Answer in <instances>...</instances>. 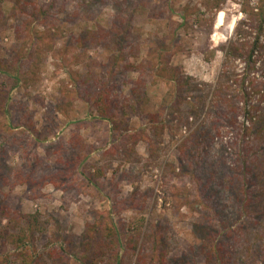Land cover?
<instances>
[{"label": "rangeland", "instance_id": "rangeland-1", "mask_svg": "<svg viewBox=\"0 0 264 264\" xmlns=\"http://www.w3.org/2000/svg\"><path fill=\"white\" fill-rule=\"evenodd\" d=\"M34 1L50 7L51 0ZM252 2L56 0L50 15L28 29L16 0H0V63L21 75L11 110L2 112L0 102V242L7 264L21 262V213L38 219L31 258L84 264L83 233L103 212L124 237L113 251L101 237L104 252L94 247L88 264H112L116 253L122 264H217L222 245L228 264H264V0ZM128 11L134 47L123 57L111 44L76 43L86 29H108ZM257 39V62L249 65ZM233 43L238 56L226 55ZM161 44L173 52L171 63L193 77L181 97L172 81L153 76ZM6 76L0 74V91L13 84ZM104 83L120 104L135 106L131 132L143 131L153 145L114 144L111 123L86 101ZM243 91L257 107L246 136ZM44 175L58 186L40 181ZM24 176L36 183H18ZM133 234L144 235L136 254L126 245Z\"/></svg>", "mask_w": 264, "mask_h": 264}, {"label": "trees", "instance_id": "trees-1", "mask_svg": "<svg viewBox=\"0 0 264 264\" xmlns=\"http://www.w3.org/2000/svg\"><path fill=\"white\" fill-rule=\"evenodd\" d=\"M87 0H81V3H85ZM30 3L32 5L31 11L29 12V9L27 8V3ZM34 0H16L17 7H19L21 13L24 16V28H30V26L33 23H36L41 20L43 21L44 18L48 15H50V7H54L56 0H51L48 5L49 8H44L41 3L36 2L39 4L37 8V4ZM38 9V10H37ZM125 18L123 21H121V18L116 16L112 26L108 29L99 26L95 29H86L83 31L80 35H78L75 38L76 43L79 47H94L95 45H113L114 49L119 51V54L121 57H123V52L126 48L130 46L131 49H133V45H131L130 41V27L129 22H131V16L132 13L130 11L124 12ZM45 16V17H44ZM263 17V13H262ZM261 29V27H260ZM30 33V32H29ZM38 33V32H37ZM35 37L41 38L40 34H36ZM258 39L254 41L253 46L249 52V65L251 62L254 64L257 62V59H255L256 54L258 53ZM159 57H158V64L154 67L152 73L155 78H161L166 79L169 81H172L176 88H177V98L181 97L180 93L188 92L190 91V85L191 81L193 80L192 76L183 74L180 67L175 66L171 63V56L173 52H171L170 48L165 45L161 44L159 48ZM240 51L239 45L232 44L231 48L226 49V55H236L238 56V53ZM254 57V58H253ZM115 62L112 63L111 71L112 73H116L115 70L116 66V59H114ZM128 67H135V64H132L131 62H128L126 66ZM0 73L2 76L7 75L6 77H9L10 81H12V86L9 88L2 89L0 91V102L2 112L6 113L11 110L13 107L12 104H10V94L11 89L17 86L21 80L20 71L18 69H15L13 74L10 73L9 70L5 68L3 70V65L0 63ZM245 79H243V82H245ZM137 88L134 87L132 92L137 93ZM245 94L246 104L244 106V113L247 116L248 120H251L253 123L254 120L257 119V114L252 115L253 110H257L254 105H251L249 103L250 99V93L243 91ZM89 98L86 100L90 105L96 108L98 111L100 117L104 120H107L111 123V131H112V141H114V144H119L123 147H131L133 148L134 145H136L140 139H143L146 141L149 145H153V140L151 137H149L146 133L143 131H135L131 132V126L129 123V116H131V109L135 106H132L131 103H128V101H125L123 104H120L117 100L118 95H115L113 91V87L108 84L104 83L98 86V88L94 91L88 92ZM185 98V97H184ZM257 113V112H255ZM155 118H152V122ZM181 119H179L180 121ZM27 125H29V129L34 128V125L28 118L26 119ZM189 123V117L185 118L184 125H187ZM252 123L249 124V127L245 128L244 135H251L253 128ZM8 127L10 126V123L6 122ZM15 125V124H14ZM180 145V144H179ZM178 148L182 149V146H184V143L182 142L181 145ZM246 166V164H245ZM247 168V167H246ZM62 172H60L61 174ZM58 174L56 177H59ZM55 178H48V176H41L40 181H45L46 179H51L53 183H55L58 186V182ZM88 181L93 185H98L97 179L93 175H88ZM18 183H26L32 186V184H35L36 182L32 179L30 176H24L23 178L18 177ZM5 208V206L3 207ZM5 210H7L5 208ZM5 215H8L9 222L11 220V215L9 214V210L5 212ZM14 216V215H13ZM20 222L21 226V233L22 235L18 237L17 241V247L21 250L20 252V264H41L36 256L31 258L30 253L27 252L28 245L29 247L34 245V235H35V226L37 225L38 219L36 215H28L25 213H21L19 217H17ZM23 222H26V224H23ZM17 223V222H16ZM10 224V223H9ZM101 237L107 238V243L104 245V243L101 242ZM124 235L122 234L119 226L115 223L113 220V217L110 212H103L99 216L95 218V222L93 224L87 223L85 232L83 233V241L80 245H83L85 247L84 253L79 255L80 261H84V264H88L85 260L88 261L90 255L89 252H94L95 248L97 246L98 254L103 253V245L107 246V250L113 251L116 247L121 246V238H123ZM144 235L140 234V236H136V234H133L127 238L126 245L129 250H131L134 254L138 253L142 249L141 246L144 243ZM102 243V244H101ZM64 247V244H63ZM224 247L217 246V250L215 251L216 257H217V264H228L229 262L227 260L230 259V257H227L226 259L221 256L220 252L223 251ZM86 251V252H85ZM82 252V251H79ZM5 254V245L4 242H0V254ZM118 254H114L111 256L110 260L112 264H122V260L117 256ZM4 264H7V260L9 259V254L4 255ZM141 257L138 258V260Z\"/></svg>", "mask_w": 264, "mask_h": 264}, {"label": "built area", "instance_id": "built-area-1", "mask_svg": "<svg viewBox=\"0 0 264 264\" xmlns=\"http://www.w3.org/2000/svg\"><path fill=\"white\" fill-rule=\"evenodd\" d=\"M244 1L245 0H238V6L242 5ZM252 1H253L252 3H254L256 5V2H255L256 0H252ZM255 10H258V8L255 7ZM263 42H264V39H263ZM244 121H245L246 125L250 124V121L248 119H245Z\"/></svg>", "mask_w": 264, "mask_h": 264}]
</instances>
